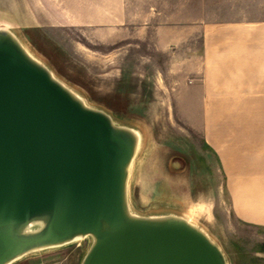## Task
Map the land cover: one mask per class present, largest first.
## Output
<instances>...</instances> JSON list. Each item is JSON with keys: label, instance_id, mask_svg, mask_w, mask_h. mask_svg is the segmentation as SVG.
<instances>
[{"label": "water", "instance_id": "1", "mask_svg": "<svg viewBox=\"0 0 264 264\" xmlns=\"http://www.w3.org/2000/svg\"><path fill=\"white\" fill-rule=\"evenodd\" d=\"M27 50L0 28V264L85 238L80 264H228L185 216L133 213L141 130L88 107Z\"/></svg>", "mask_w": 264, "mask_h": 264}, {"label": "crops", "instance_id": "2", "mask_svg": "<svg viewBox=\"0 0 264 264\" xmlns=\"http://www.w3.org/2000/svg\"><path fill=\"white\" fill-rule=\"evenodd\" d=\"M36 1L32 26L101 45L88 60L103 85H172L234 214L264 227V0Z\"/></svg>", "mask_w": 264, "mask_h": 264}, {"label": "rangeland", "instance_id": "3", "mask_svg": "<svg viewBox=\"0 0 264 264\" xmlns=\"http://www.w3.org/2000/svg\"><path fill=\"white\" fill-rule=\"evenodd\" d=\"M38 12L34 0H0V28L12 31L88 107L144 133L140 174L130 179L134 210L148 215L163 206L165 200H152L155 191H161L159 196L175 198L183 210L189 204L197 208L196 226L221 249L228 264H264V227L234 214L214 154L200 133L177 120L172 85H103L101 73L88 60V53L102 52L101 45L60 29L38 30L31 24ZM89 245L85 238L28 254L14 264H80Z\"/></svg>", "mask_w": 264, "mask_h": 264}, {"label": "bare ground", "instance_id": "4", "mask_svg": "<svg viewBox=\"0 0 264 264\" xmlns=\"http://www.w3.org/2000/svg\"><path fill=\"white\" fill-rule=\"evenodd\" d=\"M29 54H31L32 56L34 55L32 52H30L29 50H27ZM140 129V128H138ZM141 130V129H140ZM139 130V131H140ZM140 143H139V153L143 152L142 150L145 147V141H144V134L142 132V130L140 131ZM140 156L137 155L136 159L133 162V165L131 166V171H130V179L134 180L137 177L138 172V167H139V163H138V159ZM140 174V173H139ZM161 192V191H160ZM158 190L155 191L152 200L154 199V202H161L165 200V204L161 207H155V209L151 212L152 214H162V213H169V214H174V215H181V216H185L189 222H191L192 224H195L197 221L195 219V214H196V210L197 208L195 206H185L184 210L181 209V205L179 204L180 202L178 200H176L175 198H171L169 197V195H160V193ZM129 194H130V182H129ZM167 194V193H166ZM130 198V197H129ZM190 201V200H189ZM131 209L133 210V213L137 214V212L134 210L133 208V204L131 202ZM199 212V211H198ZM197 215V214H196ZM208 218V217H207ZM196 225V224H195Z\"/></svg>", "mask_w": 264, "mask_h": 264}]
</instances>
